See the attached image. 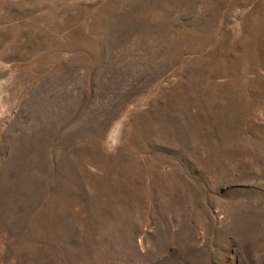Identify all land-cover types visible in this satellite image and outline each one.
Returning <instances> with one entry per match:
<instances>
[{
    "label": "rangeland",
    "instance_id": "374dc122",
    "mask_svg": "<svg viewBox=\"0 0 264 264\" xmlns=\"http://www.w3.org/2000/svg\"><path fill=\"white\" fill-rule=\"evenodd\" d=\"M0 264H264V0H0Z\"/></svg>",
    "mask_w": 264,
    "mask_h": 264
}]
</instances>
